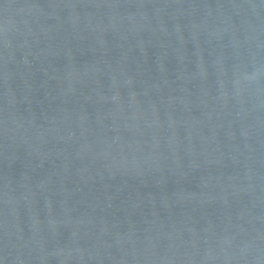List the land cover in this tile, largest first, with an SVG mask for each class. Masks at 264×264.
Here are the masks:
<instances>
[{
    "label": "water",
    "instance_id": "1",
    "mask_svg": "<svg viewBox=\"0 0 264 264\" xmlns=\"http://www.w3.org/2000/svg\"><path fill=\"white\" fill-rule=\"evenodd\" d=\"M0 264H264V0H0Z\"/></svg>",
    "mask_w": 264,
    "mask_h": 264
}]
</instances>
